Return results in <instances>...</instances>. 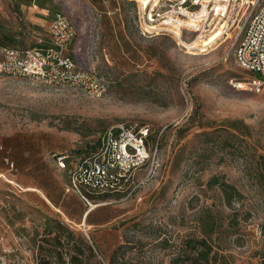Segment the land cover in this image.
<instances>
[{
  "label": "rangeland",
  "instance_id": "1",
  "mask_svg": "<svg viewBox=\"0 0 264 264\" xmlns=\"http://www.w3.org/2000/svg\"><path fill=\"white\" fill-rule=\"evenodd\" d=\"M135 11V0H0V40L11 47L47 46L58 13L78 35L91 30L89 51L73 56L77 36L69 54L99 84L0 74V264H38L56 221L93 247L88 264H195L187 242L205 237L217 264H264V92L233 86L249 77L228 42L187 54L170 36L143 35ZM120 125L149 131L138 188L85 200L57 156L89 157ZM214 178L231 186L230 206Z\"/></svg>",
  "mask_w": 264,
  "mask_h": 264
},
{
  "label": "built area",
  "instance_id": "2",
  "mask_svg": "<svg viewBox=\"0 0 264 264\" xmlns=\"http://www.w3.org/2000/svg\"><path fill=\"white\" fill-rule=\"evenodd\" d=\"M134 23L143 35L173 38L187 54L205 53L229 43L236 64L248 73L243 87L264 92V0H135ZM50 43L41 48L0 45V74L55 87L97 89L96 75L84 69L69 53L78 36L73 21L58 13L48 25ZM221 35L213 47L204 40ZM149 131L120 125L107 130L93 155L69 165L57 156L61 170L69 171L70 189L87 200L96 195L131 196L138 188L136 175L150 160Z\"/></svg>",
  "mask_w": 264,
  "mask_h": 264
},
{
  "label": "trees",
  "instance_id": "3",
  "mask_svg": "<svg viewBox=\"0 0 264 264\" xmlns=\"http://www.w3.org/2000/svg\"><path fill=\"white\" fill-rule=\"evenodd\" d=\"M0 45L11 47L6 45L1 40ZM210 186H217L223 193L229 196L228 204L229 206L231 205V199L233 196H230V185L225 182H221L218 178H214L210 181ZM55 229V232H49L42 240V243L47 245L50 244L52 248L45 249L44 245L40 246L41 252L45 253L41 254L38 264H88L90 259L95 258L93 247L82 235L76 233L61 221L55 222ZM207 236L210 237V233ZM187 249L193 253L197 252L198 259H195V264H200V260L207 263L214 260V264H217L218 255L215 254L211 259L214 247L206 237L202 239H190L187 242ZM46 252L48 255H45ZM49 257L56 259V262L53 263ZM187 258L189 259V257ZM261 258L264 261V248L261 253Z\"/></svg>",
  "mask_w": 264,
  "mask_h": 264
},
{
  "label": "crops",
  "instance_id": "4",
  "mask_svg": "<svg viewBox=\"0 0 264 264\" xmlns=\"http://www.w3.org/2000/svg\"><path fill=\"white\" fill-rule=\"evenodd\" d=\"M117 12H120V7H118L116 9ZM111 12V10H110ZM122 24L123 26L125 25V22L122 21ZM87 33V35H85ZM88 33L89 35H91V30H88V31H85L83 29H81L80 33H79V37L77 38V40L75 41V43L72 45V54L74 57H82L83 53H87V51H89V48L87 46V44L90 43V37L87 38L88 36ZM95 37H96V34L94 33Z\"/></svg>",
  "mask_w": 264,
  "mask_h": 264
},
{
  "label": "bare ground",
  "instance_id": "5",
  "mask_svg": "<svg viewBox=\"0 0 264 264\" xmlns=\"http://www.w3.org/2000/svg\"><path fill=\"white\" fill-rule=\"evenodd\" d=\"M138 1H142V2H147L148 0H138ZM221 35V33H214L212 35H210V37H208L207 39L204 40V44L205 46H211L213 47V43H215L216 39ZM217 49V48H216ZM213 50H207L205 53H191V54H195V55H201V54H208Z\"/></svg>",
  "mask_w": 264,
  "mask_h": 264
}]
</instances>
